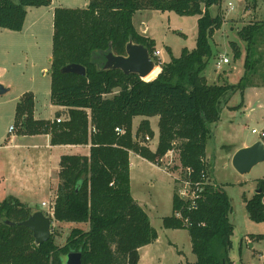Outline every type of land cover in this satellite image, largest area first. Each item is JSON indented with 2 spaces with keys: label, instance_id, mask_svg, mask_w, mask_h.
Here are the masks:
<instances>
[{
  "label": "trees",
  "instance_id": "obj_1",
  "mask_svg": "<svg viewBox=\"0 0 264 264\" xmlns=\"http://www.w3.org/2000/svg\"><path fill=\"white\" fill-rule=\"evenodd\" d=\"M221 1L89 0L84 8L54 9L50 102L67 107L68 118L60 122L34 120V97L26 92L16 103L14 125L18 134L49 133L52 145L91 144L88 156H61L53 205L55 221L88 223V229L72 227L63 245H57L52 234L47 241L35 244L32 232L18 224L33 211L8 197L0 201V264H63L69 252H80L81 264L138 263V249L154 242L157 233L131 195L129 152L161 165L160 158L175 149L181 166L191 168V178L197 180L204 168L210 172L209 164L203 163L210 125L219 120L227 93L244 87L243 83L209 84L204 75L212 56L210 40L224 22L220 13L210 14V7L219 8ZM244 1L255 8L259 0ZM50 3L0 0V28L20 31L27 7ZM142 10L197 16L194 48H183L178 57L170 56L152 79L124 74L119 69L99 70L91 62L92 54L110 44L115 54L122 55L129 38L146 46L152 56L153 39L139 34L133 23L134 14ZM263 27L264 20L239 30L247 47L245 68H251V47ZM72 63L84 66L85 75L60 72ZM137 115L159 116L154 151L133 138L132 118ZM117 127L123 132H116ZM152 135L148 121L140 122L135 138L140 136L144 141L145 136ZM257 189L260 193L255 192L245 205L249 217L259 222L264 220V179L257 181ZM172 203L174 212L181 204L174 195ZM231 210L228 195L214 184L204 189L189 214L191 226H182L173 214L163 218V225L188 230L194 264H235L229 257Z\"/></svg>",
  "mask_w": 264,
  "mask_h": 264
},
{
  "label": "rangeland",
  "instance_id": "obj_2",
  "mask_svg": "<svg viewBox=\"0 0 264 264\" xmlns=\"http://www.w3.org/2000/svg\"><path fill=\"white\" fill-rule=\"evenodd\" d=\"M229 2L233 5L232 9H228ZM217 13L223 16L224 23L215 30L210 40L212 56L204 70V75L208 77L206 81L209 84L243 83L244 87L242 89L236 87L227 93L225 97L228 101L221 108L219 120L210 125L211 137L207 141L205 150L209 161L210 178L212 183L226 192L232 206L229 213V221L233 227L230 259L235 264H264V220L259 222L252 220L245 205L246 200L251 199L255 193L257 181L264 179V162L256 164L244 174L238 173L231 163L232 155L236 150L260 140L257 134L251 133V130L253 128L260 130L264 126V27L255 38L252 51L251 48L249 49L250 52H254L253 59H248L251 68H245L247 47L238 34L244 26L261 23L264 20V0L259 1L257 8L249 4L244 6L243 0H222L219 8L210 7L212 16ZM141 14L142 22L139 14L133 18L135 29L144 36L149 33L155 49L161 51L159 59L162 63L169 61L170 56L178 57L183 48L188 50L194 48L197 16L156 10L142 11ZM144 28L149 32L141 33V29ZM1 49L0 47V59ZM28 55L32 64L19 60L13 68L12 66L10 68L9 76H13L11 94L26 87L37 90L39 88L35 87L39 84H43L44 92L50 86L48 60L51 57V37L47 32H43L42 36L32 42ZM221 56L227 57L229 63L224 64L220 69H215V61ZM42 67L46 69L45 76L42 75ZM17 68L19 72L15 70ZM157 68L158 66L145 79L153 78L158 73ZM138 120V118L134 120L133 124L137 125ZM4 129L5 126L0 125V130ZM136 140L150 148L149 141H143L140 136ZM175 154L178 155L177 152ZM166 161L167 159H164L160 162L162 167ZM130 174L131 195L144 205L150 223L159 235L156 264L192 262L194 255L191 251L188 230L186 228L168 230L162 225V218L171 216L172 212V183L169 176L145 162L133 167ZM79 226L83 230L86 228L85 224L57 223L52 219L51 234L55 243L63 245L71 228Z\"/></svg>",
  "mask_w": 264,
  "mask_h": 264
},
{
  "label": "crops",
  "instance_id": "obj_3",
  "mask_svg": "<svg viewBox=\"0 0 264 264\" xmlns=\"http://www.w3.org/2000/svg\"><path fill=\"white\" fill-rule=\"evenodd\" d=\"M88 1L89 0H51L50 5L48 6L27 7L23 27L20 31H11L4 28H0V47L2 48L1 59H0V83L3 84L6 88H8V90L4 94L0 95V125L5 126V129L3 131L0 130V201L8 197H14L21 204L30 208L33 212L42 211L45 214L47 208L54 204V200L56 196V188L59 183L58 173L60 170L61 156L89 155L90 146H91L90 143L82 144V145H73V144L52 145L50 143L49 133H41V134H33V135L18 134L16 132V127L14 125L15 107H16V102L24 93L31 92L34 95L33 96L34 120L53 121L57 117L60 118L61 121L67 120L68 108L64 106L53 105L50 102V86L45 89L44 91L45 93H44L43 84H39L38 86H36L35 88H39L37 90L32 89L30 87L29 88L26 87L24 89H21L20 91H17L15 93L13 92V94H11L10 91L12 89L13 76L12 77L9 76V71L11 70L10 69L11 66L13 68L14 64H16V62H18L19 60L22 62L25 61L27 63L31 62L32 64V61L28 59L29 58L28 51L30 45L32 44L33 41H36L38 37L42 36L43 32H47L49 34V36L51 37V44H52L53 11L56 7L84 8L87 6ZM259 1L257 3V6L259 4ZM243 2H244V6H246L244 0ZM228 7H229L228 9H232L233 5L231 4V6ZM142 11H146V10H142ZM142 11H138L134 14V16L136 14L140 15L139 16L141 18L140 22H142V14H141ZM148 32L149 31L147 28L141 29V33L145 34ZM148 34H146L147 35L146 37L151 38ZM3 45L6 46L4 47ZM48 61L51 62V57ZM16 66H18V63ZM30 67L32 68L31 65ZM15 70L18 72L20 71L18 68ZM41 71H42V75L45 76L46 69L42 67ZM159 71H160V66H158L157 68V72ZM156 75L157 74H155V76ZM155 76L153 78H155ZM205 78L207 80L208 77L205 76ZM219 78H221V76ZM31 79L32 77L30 75V80ZM30 80L28 81L31 84ZM41 92L43 93L39 94ZM86 111L87 113H89L88 109ZM135 117L136 116L132 118L133 138L136 140L135 133L137 131L140 122H142L143 120H147L153 132L152 137H150L148 141H149L150 149L154 151L158 144L159 116L137 115V117L136 118ZM137 118L139 120L137 125H135L133 124V122ZM11 125H14V129L11 132H9L8 129L9 126ZM143 162L147 163L153 168L165 172L169 176L172 183V192H171V203H172L173 194H174L173 180L169 172L165 170L161 165L153 164L147 161L146 159L142 158L138 154L134 152H129L130 178H131V174H130L131 169ZM130 191H131V185H130ZM133 199L144 209V211L148 215L144 205L134 197ZM42 203H44V205H42ZM172 214L173 212H171V215ZM163 218H162V225H163ZM52 219L54 220L53 217L51 218V220ZM57 223H64V222H57ZM70 223L73 224V222ZM79 224L80 225L85 224L86 225L85 230L88 229V223H79ZM166 229L175 230L174 228H166ZM158 241H159V235H157V239L154 242L144 245L138 249L139 260L137 264L157 263L158 257H157L156 248ZM194 262H195V256H194V260L192 262H188V264H194Z\"/></svg>",
  "mask_w": 264,
  "mask_h": 264
},
{
  "label": "water",
  "instance_id": "obj_4",
  "mask_svg": "<svg viewBox=\"0 0 264 264\" xmlns=\"http://www.w3.org/2000/svg\"><path fill=\"white\" fill-rule=\"evenodd\" d=\"M91 62L96 64L99 70L119 69L124 74H136L141 79H145L156 67V64L150 57L148 48L143 44L133 42L131 38L125 44L124 54H115L109 44L107 49L94 52ZM60 72L85 75V68L80 64L72 63L63 66ZM7 90L8 88L0 83V95L4 94ZM260 162H264V143L261 140H257L249 146L239 148L233 153L231 158L232 166L240 174L248 173L253 166ZM255 192L260 193V190L257 189ZM6 223L9 225L16 224L12 221H7ZM18 224L25 226L32 232L35 244L47 241L51 235L52 220L42 211L31 213ZM63 264H81V253H67L63 258Z\"/></svg>",
  "mask_w": 264,
  "mask_h": 264
},
{
  "label": "built area",
  "instance_id": "obj_5",
  "mask_svg": "<svg viewBox=\"0 0 264 264\" xmlns=\"http://www.w3.org/2000/svg\"><path fill=\"white\" fill-rule=\"evenodd\" d=\"M228 6H231V3H228ZM160 51L155 49L151 59L154 63L160 66L162 61L159 59ZM229 60L225 56H221L215 61V69H220L224 64H228ZM56 122H60V118L55 119ZM14 127L9 126L8 131L11 132ZM116 132L122 133L121 128H115ZM94 131V129H93ZM251 133L257 134L260 137V140L264 143V126L260 129H252ZM150 138L148 136L144 137L145 141H148ZM175 149L168 150L163 157L160 158V162H163L164 159H167L164 165V169L169 172L173 180L174 187V196L180 202V207L173 212L175 219L181 222L182 226L189 227L191 226V221L189 214L196 208L197 201L200 199L202 192L207 186L214 185L210 178V172L206 168L201 170L200 177L197 180L191 178V168L182 167L179 160V153ZM208 158L203 160L204 165L208 164ZM44 205V203H42ZM54 205V204H53ZM53 205L49 206L45 212V215L48 217H53Z\"/></svg>",
  "mask_w": 264,
  "mask_h": 264
},
{
  "label": "bare ground",
  "instance_id": "obj_6",
  "mask_svg": "<svg viewBox=\"0 0 264 264\" xmlns=\"http://www.w3.org/2000/svg\"><path fill=\"white\" fill-rule=\"evenodd\" d=\"M156 67H157V66H156ZM156 67H155V68H156ZM155 68H154V69H155ZM153 71H154V70H153ZM153 71H152V72H153ZM152 72H151V73H152ZM151 73H150V74H151ZM150 74H149V75H150ZM149 75H148V76H149ZM148 76H147V77H148ZM145 78H146V77H145Z\"/></svg>",
  "mask_w": 264,
  "mask_h": 264
}]
</instances>
